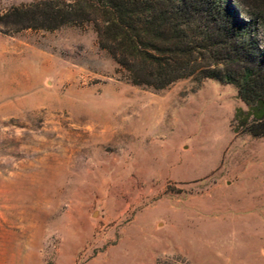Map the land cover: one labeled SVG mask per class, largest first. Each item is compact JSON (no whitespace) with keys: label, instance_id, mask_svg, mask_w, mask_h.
Instances as JSON below:
<instances>
[{"label":"rangeland","instance_id":"rangeland-1","mask_svg":"<svg viewBox=\"0 0 264 264\" xmlns=\"http://www.w3.org/2000/svg\"><path fill=\"white\" fill-rule=\"evenodd\" d=\"M38 1L0 0V16ZM231 3L259 16L264 46V0ZM12 29L0 264H264V135L238 125L234 85L134 86L90 24Z\"/></svg>","mask_w":264,"mask_h":264},{"label":"trees","instance_id":"trees-1","mask_svg":"<svg viewBox=\"0 0 264 264\" xmlns=\"http://www.w3.org/2000/svg\"><path fill=\"white\" fill-rule=\"evenodd\" d=\"M258 22L231 0H41L0 16L14 31L90 24L98 47L134 86L158 91L187 78L232 84L247 107L235 119L254 137L264 135Z\"/></svg>","mask_w":264,"mask_h":264}]
</instances>
